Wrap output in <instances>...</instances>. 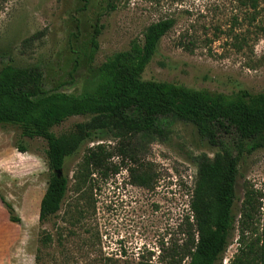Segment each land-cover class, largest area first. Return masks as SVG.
<instances>
[{"label": "rangeland", "instance_id": "1", "mask_svg": "<svg viewBox=\"0 0 264 264\" xmlns=\"http://www.w3.org/2000/svg\"><path fill=\"white\" fill-rule=\"evenodd\" d=\"M243 0H9L0 11V70L7 64L38 67L45 92L80 95L89 76L91 41L101 29L93 66L130 50L146 29L173 19L143 79L233 95L264 92V1L261 13ZM90 117H72L53 129L68 145L63 174L68 190L56 217L39 223L41 201L51 175L47 143L23 137L19 127L0 126V202L12 204L21 223L0 216V264H186L185 231L197 175L194 159L221 152L191 124L169 120L162 138L138 136L121 142L107 129L86 130ZM221 141L238 155L234 134ZM129 145L151 175L150 189L132 184ZM18 146L27 152L21 153ZM106 160L107 170L84 169L87 156ZM108 154H112L108 158ZM119 168L118 173H114ZM235 218L218 264H241L253 238L243 227L246 194L264 207V149L239 159ZM3 204V203H2ZM257 228L264 231V210ZM192 221V220H190ZM243 231L246 232L243 234ZM52 236L36 261L41 233ZM250 232V233H248Z\"/></svg>", "mask_w": 264, "mask_h": 264}, {"label": "trees", "instance_id": "2", "mask_svg": "<svg viewBox=\"0 0 264 264\" xmlns=\"http://www.w3.org/2000/svg\"><path fill=\"white\" fill-rule=\"evenodd\" d=\"M9 0H0L2 11ZM264 0H243L252 11L261 13ZM173 19L150 25L140 42L129 51L118 53L99 66H93L98 53L101 29L95 28L89 55V76L80 95L59 91L45 92L40 68H21L7 64L0 70V126L14 125L30 140L47 143L46 161L51 175L41 201L39 223L44 225L56 217L68 190V179L59 178L70 150L53 129L72 117H90L89 132L105 129L125 144L138 136L162 138L169 120L193 125L209 145L221 152L213 158L201 155L194 159L197 175L191 192L186 244L182 260L186 264H218L226 252L235 218V185L239 159L264 149V92L253 94L241 89L233 95L211 93L167 82L148 81L143 74L158 52L160 41L174 28ZM264 32V27L261 26ZM222 134H234L238 142L235 157L230 146L221 141ZM121 154L134 160L135 168L127 169L136 187L150 189L151 175L136 162L129 145ZM21 153L27 150L18 146ZM112 154H108L111 158ZM84 169L93 172L107 170L106 160L92 153L84 161ZM119 168L114 170L118 173ZM13 223H21L12 204L1 197ZM261 199L246 194L243 203V227L251 229L253 238L245 247L241 264H264V231L257 228ZM192 220V221H190ZM246 232L243 231V234ZM36 261L42 259V248L52 244V236L41 233ZM137 264H148L139 262Z\"/></svg>", "mask_w": 264, "mask_h": 264}, {"label": "crops", "instance_id": "3", "mask_svg": "<svg viewBox=\"0 0 264 264\" xmlns=\"http://www.w3.org/2000/svg\"><path fill=\"white\" fill-rule=\"evenodd\" d=\"M2 206H3V204H2V202H0V216H1V218H2L3 214L6 213Z\"/></svg>", "mask_w": 264, "mask_h": 264}, {"label": "water", "instance_id": "4", "mask_svg": "<svg viewBox=\"0 0 264 264\" xmlns=\"http://www.w3.org/2000/svg\"><path fill=\"white\" fill-rule=\"evenodd\" d=\"M63 175L62 172H58V177L60 178Z\"/></svg>", "mask_w": 264, "mask_h": 264}]
</instances>
